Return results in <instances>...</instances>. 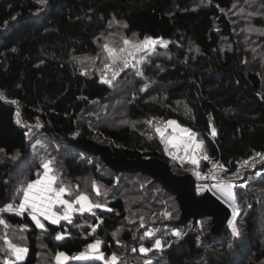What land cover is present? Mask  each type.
I'll use <instances>...</instances> for the list:
<instances>
[{
  "label": "trees",
  "instance_id": "obj_1",
  "mask_svg": "<svg viewBox=\"0 0 264 264\" xmlns=\"http://www.w3.org/2000/svg\"><path fill=\"white\" fill-rule=\"evenodd\" d=\"M256 1L264 13V0ZM234 5L243 11L252 6L246 0H47L45 5L0 0V208L17 204V163L38 160L31 152L39 136L42 142L51 140V151L41 152L48 154L46 159L52 153L60 180L87 189L104 206L77 215L71 224L46 221L45 230L36 228L26 212L1 213L10 226L4 229L7 234L27 225L23 233L29 251L19 264H52L47 260L58 252L69 257L63 264H104L69 256L96 239L105 257H119L118 264H264V230L259 228L264 223V170L256 177L261 163L244 164L264 157V68L255 67L241 48V26L249 18L244 12L231 16ZM253 24L264 27V14L255 16ZM109 25L121 27L126 37L167 42V47L148 52L143 63L123 70L113 88L100 82L97 66H80L81 58L97 54L99 36ZM118 115L128 122L118 123ZM168 120L203 140L198 166L190 169L171 160L154 124L143 125ZM81 132L109 146L115 158L155 157L168 162L176 175L199 171L203 176L215 168L214 179L242 178L246 185L235 188L243 210L239 236L233 238L226 225L218 237L204 241L212 227L210 217L185 225L169 223L179 218V204L152 177L115 172L99 156L55 138ZM34 178L32 173L27 181ZM93 181L100 195L93 191ZM165 211L170 217L160 215ZM60 227L66 230L58 241ZM146 231L153 237L142 238ZM174 231L181 236H173ZM154 239L162 240V248L142 255L139 248H152ZM3 250L0 246V264Z\"/></svg>",
  "mask_w": 264,
  "mask_h": 264
},
{
  "label": "snow or ice",
  "instance_id": "obj_2",
  "mask_svg": "<svg viewBox=\"0 0 264 264\" xmlns=\"http://www.w3.org/2000/svg\"><path fill=\"white\" fill-rule=\"evenodd\" d=\"M40 5H45L47 0H37ZM210 2V0H209ZM252 15V13H249ZM126 28L127 25L125 24ZM247 31H257L260 35H264V30L253 29L249 27L246 29ZM159 43L162 47H167V42L165 41H157L152 39L151 37H145L142 40L129 39L127 37L121 36L119 46H113L111 43H105L101 46L102 48V59L101 62L103 67L100 69L101 75V83L107 84L109 87H114L113 82L116 80V77L119 75L121 71L127 69L130 65L135 67V65L143 63V56L141 54H147L149 51H154L156 44ZM15 49H13L14 51ZM101 54H97V57L91 58L92 64H95L96 59L100 58ZM83 63V61H80ZM111 73V76H108V73ZM86 71H82L81 75H86ZM137 75H142V72L137 70ZM145 89L142 88L141 91ZM0 99H3V95L0 94ZM12 104H16L17 101H10ZM20 113L17 111L16 116L19 117ZM17 124H20L21 121L19 119L16 120ZM150 125L152 121H147ZM168 128L173 130L175 133L179 130L180 135H170L166 136L165 133ZM156 133L160 136L162 142L165 143V152L171 156L172 159H176L177 157L168 151V147L171 148H180L183 147V150L186 154L191 152L189 156L188 162L193 165L198 166L199 160L197 158V153L203 148L204 142L203 140H197V134L189 128H183L177 124L175 120H168L161 127L155 128ZM28 133H25L27 136ZM212 135L215 136V130L213 129ZM3 151V149H0ZM18 155V154H17ZM259 155V154H258ZM16 157H13L15 159ZM204 160H208L209 157L204 155L202 157ZM264 160V157H261ZM54 159H45L40 163V167L43 169V172L37 173V179L24 183L21 181L20 186L16 189L17 194L20 196V200L18 204L8 203L6 206L0 208V213H16L22 214L25 211L28 212L32 222L35 224L36 228L45 230V225L41 223V217L43 220L48 221L50 224L58 225L60 221H67L68 223H72V215L74 212L84 213V212H92L95 208H103L104 206L98 202H95L91 199V197L82 191H79V186L77 187V191L73 193L72 186L66 185L60 177L58 173L53 168ZM249 162L244 161V164L247 165ZM216 167L223 168L222 165H215ZM196 175L197 179H201V174L199 171H195L193 173ZM212 187L217 188V190L224 196L225 202L229 203V206L232 208L233 218L238 214V208L236 207V200L232 194L231 184H224L223 182H219ZM93 191L96 192L97 195H100L99 188L95 181L92 183ZM65 197H71V199H66ZM78 206V207H77ZM111 211V209H107ZM93 215L95 213H92ZM160 215L168 218L170 217V213L167 211L160 213ZM99 219V218H98ZM143 221V217L140 218ZM0 225L5 228H9V224L4 220L0 219ZM229 226L231 228V236L236 238L239 236V231L235 226L233 220H229ZM140 227H144L143 223H141ZM21 232L27 231V225H22L20 227ZM95 232V228L92 229ZM91 234V233H90ZM173 236L179 238L181 233L178 231H174L171 233ZM116 233H113L115 237ZM153 233L150 231H146L142 238H152ZM56 240L63 239V235L61 233L56 234ZM20 239H24L23 236ZM6 245L5 259L3 264H19L28 253V248L22 245H18L14 242L9 241L5 238L4 241ZM102 242L99 239H96L93 243H89L86 246V250L80 252L77 255L71 257L74 260H102L104 264H118L119 257L113 254L111 257H105L104 254L100 251V244ZM162 248V240L154 239V243L152 244V248L141 246L139 248V252L142 255H147L148 252L152 251V249H161ZM136 249L133 248V252ZM8 254H11L12 259L8 258ZM69 259L62 252H58L56 254L55 260L56 264H63L64 261ZM144 264H151L150 260H145Z\"/></svg>",
  "mask_w": 264,
  "mask_h": 264
},
{
  "label": "rangeland",
  "instance_id": "obj_3",
  "mask_svg": "<svg viewBox=\"0 0 264 264\" xmlns=\"http://www.w3.org/2000/svg\"><path fill=\"white\" fill-rule=\"evenodd\" d=\"M259 1H261V0H259ZM246 2H248L249 4H252V6L255 8V10L252 11V6L251 5H249L248 8L245 9L244 11L242 10L243 8H242L241 5H234L233 8L230 11L231 12L230 15L231 16L237 15V17H238V15L241 14L242 12H244L245 14H248V17L246 16L247 18H249L248 23H246V24H243L242 23L243 26H241V29L243 30L242 31L243 32V35L241 36L242 37L241 38V40H242V42H241V48H242V50L244 52H246V56H247L248 60H250L252 63H254V65H256L255 67H259L260 66V67L264 68V35H260L259 32H257V31H251V32H249V31L246 30L249 27H251L253 29L264 30V27L263 26H258V25L253 24V18L255 16H257L259 18L264 13L261 12V9H262L261 4L259 2H257L256 0H246ZM249 13H252V15H249ZM244 20L245 19H243V21ZM112 25H115V24H112ZM112 25H109V27L106 29V31L99 36V40H98V52H97V54L98 53L101 54L100 55V58H97L95 64H92L91 58L97 57V54L96 55H88V56H85V57H83V58L80 59V61H83V63H80V66L81 67L92 69V68H94V67L97 66L98 68L96 69V71H99V75H100V69L103 67V64L101 62V59H102V56H103L101 46L103 44H105V43H111V44H113V46H119L121 36H123L122 35V32H123L122 31V28L119 27V26H112ZM124 37H126V36H124ZM127 38L139 40V39H137L133 35H131V36L127 37ZM154 40L161 41V39H154ZM158 46H161V45L159 43H157L155 47H158ZM149 52H151V51H149ZM141 55L143 56V59L146 56V54H141ZM122 72L123 71H121L119 73V75L116 77V80L113 82L114 85L115 84L117 85V82H118L117 80L122 75ZM108 76L109 77L111 76V73L110 72L108 73ZM114 99H110V102L115 103L116 100H114ZM104 110L105 109H103L102 111H104ZM100 115L104 117V113L103 112ZM118 117H119L118 123H120V122L127 123L128 122V120L125 119V117L123 115L122 116L121 115H118ZM152 124H154L153 126H154V130H155L156 127L163 126L165 124V122H160V123L159 122H152ZM135 125H136V122H135ZM143 125L145 127H149V123H147V122L146 123L143 122ZM165 135L166 136H170V135H177V136H179L180 135V132H179V130H177L175 133H173V130L171 128H168L167 131H166V133H165ZM39 139H42L41 136H39L37 138V140H35L34 143L32 144L33 151L34 152H31V155H32V153H33V155H36L37 158H38V160L36 158H33V159L28 158L25 161H20L19 160V162L17 163L18 166L20 164V168H19L20 173H19V176H18V179H17L18 184H20L21 181H23L24 183L29 182V181H27V179H28L29 176L31 177L32 173L36 176V178L33 179V180H35V179H37V173L38 172H40V173L43 172V169L42 168L40 169V171L36 169V167H37L36 160L40 164L42 160H45L46 159V157L48 156V154L46 152L42 153L41 151H43L45 149L48 152L51 151V148H50L51 140L49 141V140L46 139V140H44L45 142H42V140H39ZM197 140H198V138H197ZM40 143H42V144H40ZM168 151L171 152V153H173L177 157L176 159H172L171 158V160H177V161L181 162L182 164L185 163L184 165L187 168H190L191 166L192 167L193 166L194 167L196 166V165H193L190 162H188L189 156L191 155V152H189L188 154H186L184 152V150H183V147L176 148V149L171 148V147H168ZM51 154L49 155V159H53L52 156H51ZM198 157L199 156H198V153H197V158ZM261 157L262 156H258V157L255 156V157L250 158V160L248 161L249 163L246 165V166H252V165L254 166L257 163H261L260 165L262 166V168H259L257 170V173L255 174V175H257L256 177H261V175H262L261 174V171L264 170V160H262ZM53 168L58 173V175H60L59 170H56V168L59 169V167L56 165L55 162L53 164ZM214 175H213L212 181L209 182V183H207V182L203 183V181H201L203 179V176L204 175L201 176L202 177L201 179H197V177H196V179L198 181V183L196 185V192L202 193L203 191L208 190L209 193H211L215 198H217L225 206H227L228 209H229L230 215H229V218L227 220V224L226 225L229 226V220H233L235 226L239 230V227H238V224L237 223H238V219L240 217H242V215H243V210L239 208V204L236 201V207L238 208V214L235 216V218H233L232 208L229 206V203L225 202V199L226 198L221 195V193L217 190V188H214L212 186L218 184L219 182H223L224 184H231L232 185L231 191H232L233 196L235 197V188H236V186H238V185L244 186L246 184H244L243 179L240 178V177L239 178H237V177L231 178L230 176L224 175V176L216 177L214 179ZM248 180L251 181V178L249 177ZM30 181H32V180H30ZM250 186H251V184H250ZM72 190H73V193H75L77 191V188H72ZM78 190L79 191H82V192H85L87 189H84L83 188V189H78ZM85 193H87L91 197V199L93 201L98 202L97 199H96V197L94 195H92L91 193H88V192H85ZM65 198L66 199H71V197H65ZM19 200H20V196H19L18 200L16 201L17 204L19 203ZM235 200H236V198H235ZM94 210L95 209H93L92 212ZM25 212L28 213L27 211H25ZM86 213H89V212H84V213L74 212L73 215H72V219L74 217H76L77 215L80 216V215H84ZM0 219H3L1 213H0ZM40 219H41V223L44 224L46 222V220H43L42 217ZM65 222H67V221H63L62 220V221H60L59 224L65 223ZM263 224L264 223L259 224V228L260 229L262 228L264 230V225ZM4 229H5V227L2 226V225H0V246H3L4 249H6V245H5L4 241H5V238H7L11 242H14V243H16L18 245H22V246H25L26 247V239H25V235H24L23 232H21L20 230H18V231L12 230L11 231L12 234H10L9 232L7 234L4 231ZM262 235L264 237V233H262ZM21 236H23L24 239H20ZM55 257H56V254L53 255L52 258H50L47 261L49 263L56 264ZM8 258L9 259H12L11 254L8 255Z\"/></svg>",
  "mask_w": 264,
  "mask_h": 264
},
{
  "label": "water",
  "instance_id": "obj_4",
  "mask_svg": "<svg viewBox=\"0 0 264 264\" xmlns=\"http://www.w3.org/2000/svg\"><path fill=\"white\" fill-rule=\"evenodd\" d=\"M55 138L81 151L99 156L102 162L115 172H140L152 177L166 191L174 194L179 204V218L169 221V223L185 225L189 220L196 222L199 218L210 217L212 219V227L204 235V241L218 237L224 226H226L230 215L228 207L209 193L208 190L198 195L196 193L198 182L192 173L176 175L171 171L168 162L155 157L115 158L109 146L89 140L82 132L72 137L61 138L55 136Z\"/></svg>",
  "mask_w": 264,
  "mask_h": 264
},
{
  "label": "built area",
  "instance_id": "obj_5",
  "mask_svg": "<svg viewBox=\"0 0 264 264\" xmlns=\"http://www.w3.org/2000/svg\"><path fill=\"white\" fill-rule=\"evenodd\" d=\"M99 80L101 81V75H99ZM214 170H215V168H210V169H207L206 171H205V173H204V176H203V179L201 180V181H203V183H205V182H207V183H209V182H211L212 181V179H213V175H214ZM200 181V182H201ZM198 182V181H197ZM66 229L65 228H59L58 230H57V233H63V231H65ZM86 250V246L80 251V252H83V251H85ZM80 252H77V251H73V252H71L70 253V258L72 257V256H74V255H77V254H79Z\"/></svg>",
  "mask_w": 264,
  "mask_h": 264
}]
</instances>
